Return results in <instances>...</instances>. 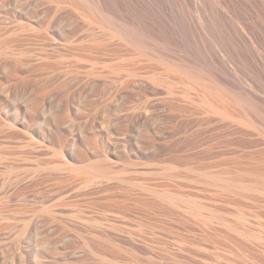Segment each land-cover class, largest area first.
Wrapping results in <instances>:
<instances>
[{
  "label": "rangeland",
  "instance_id": "obj_1",
  "mask_svg": "<svg viewBox=\"0 0 264 264\" xmlns=\"http://www.w3.org/2000/svg\"><path fill=\"white\" fill-rule=\"evenodd\" d=\"M17 1L0 0V264H264V137L205 114L179 75L116 49L68 5ZM109 1L138 38L195 49L264 98L262 70L217 13L227 56L189 0ZM159 74L176 84L153 83ZM249 185L263 193L236 188Z\"/></svg>",
  "mask_w": 264,
  "mask_h": 264
},
{
  "label": "bare ground",
  "instance_id": "obj_2",
  "mask_svg": "<svg viewBox=\"0 0 264 264\" xmlns=\"http://www.w3.org/2000/svg\"><path fill=\"white\" fill-rule=\"evenodd\" d=\"M54 1L56 3L53 2V0H52V2L55 3V5H57V4L59 5L57 7L60 8V6L62 5V3H64V4L68 5L70 8H73L76 11H78L80 13V15H82L91 24L98 25L99 28H101V29H103V31L107 32L106 33L107 35H104V36H107V39L110 37L111 43H112V41L113 42L117 41V43H119V45L121 46V47L118 46V45L116 46V42H115V44L113 43L114 44V47L115 46L116 47H119V49H121L122 47H124V48L121 49V50L124 49L122 51L123 53H124V51H127L128 48H126V46H125V45H127V47L129 46V48L132 47L134 49L133 53L136 52L138 55H140V57L141 56L142 57H145V60L147 59L146 57H149V58L155 59L159 63H162V65H164L163 67L165 68L164 71H167V72H170V73H175L176 75H179V76H177L178 77V82L179 83H182L181 85H183V84L186 85L187 86V89L189 88V90H192V89L194 90L193 92H195L194 94L197 95L198 103H197V101H193V102H195L196 105L199 104V106L201 107L200 109H204L207 112L205 114H209L210 113L209 115H211V116L212 115H215V116L219 117L222 120H226L227 122L230 121V123H233V125L236 124L235 126H237V124H238V126L241 125L243 129L244 128L245 129L246 128L247 129H251V131H253V133L257 132L256 134L259 133L260 137L261 136H262V138L264 137V98L259 93V91H258L259 89L257 90L256 85L255 84L254 85L252 84V83H256V81H255L256 79H253L255 82H253L251 80V82H252L251 84L252 85L250 87H246L243 84V81L241 82V80H239V78H236L237 77L236 75L233 76L234 73H231V71H227L226 70V71H224L225 73L219 72L217 70V68L213 65V63L211 61H209L210 60L209 58L206 57V60L208 59L207 62H204V60L203 61H200V60L198 61V58H199V55L200 54H198L199 52L197 53L195 51V49H194V53L198 54L197 55L198 58L197 57H193L194 56L193 55L194 53L192 51L191 52L193 54H191L190 56L193 55L192 56L193 58L190 57V56H188V55H186V53L184 54V51L180 50L179 48L170 47L169 45L165 44L166 42L164 43L163 41H160L161 36H160L158 42L148 41V40H145V39L138 38L132 32H130L127 28H125L122 24L119 23L120 20L118 21V19H117V18H119L118 17L119 14H117V12H116L118 9L116 10L117 7L116 6L114 7L113 4L110 3L109 0H54ZM179 1L180 0H178L177 2H179ZM184 1L185 2L183 4H185L187 0H184ZM189 1L192 4V7L193 8L201 11V14L204 17V19H203L204 21L203 22H200V26L199 27L201 28V32L205 36V38H207V34L210 35V37H212V36L215 37V35H217L220 32V31L218 32V30H221V28L218 29V27L222 25L223 26L222 29H224V31H222V33L224 34V32H226V35H227V36H225L226 38L224 37V39H227L228 38V40L229 39H230V41L232 40V42H231L232 44L230 42L228 44L233 45V43H234L235 46H233V47H234V49L236 48V50L239 48L238 49V52H239V50L240 51L243 50L244 51V54H242V55H245V52L246 53L249 52L251 55H245V56L246 57L247 56L253 57L252 58L253 61L251 59L250 62H253V64L255 65V67H258L259 69H261L262 72H263V76H264V0H189ZM189 1H188V3H189ZM21 2H22V0H21ZM21 2L19 1V3H21ZM25 2H26V0H25ZM25 2H24V4H25ZM138 2L142 6H145V7L149 4V1L148 0H138ZM177 2H175V3H177ZM181 2H183V1H181ZM167 3H166V5H167ZM46 4H48V2ZM172 4H174V2ZM51 6H52V4H51ZM167 6H170L169 3H168ZM61 13H62V11H61ZM69 13H70V11H69ZM214 13L215 14L217 13L218 14V17H220L219 19H221L220 21L222 22V24L220 23L221 25H219V26H218V23H219L218 21L219 20L217 19V17L215 18ZM58 14H57V16H58ZM55 15H56V12H55ZM77 15H78V13H77ZM68 16H70V15H68ZM120 18H121V16H120ZM161 18H163V19L157 21L160 24V28L162 27L163 29H165L167 26L171 25L170 24V21L169 22L167 21L168 19H165V17H160V19ZM56 19H58V18H56ZM84 20H82V21H84ZM87 21H86V23H87ZM56 22H58V20ZM79 22H81V21H79ZM182 24H183V21H182ZM88 31H89V28H88ZM189 32H190V30H189ZM93 35H95V34H93ZM203 35H202V37H203ZM155 36L157 37V38L155 37L156 38V41H157V39H158L159 36H158V34H156ZM90 37H91V35H90ZM189 37L191 38V36H189ZM216 37H220V35L219 36H216ZM216 37H215V40L217 39ZM98 38H101V36L99 37V34H98ZM221 38H222V36L220 37V41H222ZM103 39L104 38H102L101 40H103ZM163 40H165L164 37H163ZM193 40H195V39H193ZM193 40H192V43L194 42ZM228 40H226V41L228 42ZM220 41H219L218 45L221 43ZM223 41H225V40H223ZM223 41H222V43H223ZM89 43H91V42H89ZM195 44H197V43H195ZM223 44H226V43H223ZM228 44H226V45H221L220 44V46H219L220 47L219 48L220 50H222V51L224 50L225 51L223 53L226 56L228 54V50L226 48V46ZM112 45H111V47H112ZM229 46L230 45H228L227 47L229 48ZM112 48H111V50H112ZM115 48H113V49H115ZM229 51H230V48H229ZM111 52H113V51H111ZM116 52H118V51H116ZM214 52H216V51H214ZM235 53L237 54V52H235ZM114 54H116V53H113V55ZM123 55H122V57H123ZM219 55L223 57V58L220 57L219 59L220 60H223L224 61L223 62L224 64H225V62H228V63L230 62V61H226V58L227 57L225 55H221L220 53H219ZM242 55L240 53V57ZM130 56H132V54ZM224 56H225V58H224ZM237 56L239 57V55H237ZM245 56H244V58H245ZM200 58H201V56H200ZM241 58L244 59L243 56ZM241 58L238 59L239 62H240V59ZM233 59H236V58H233ZM249 59H250V57H249ZM220 60H219V62H220V65H221L222 64V61H220ZM148 61H150V60H148ZM201 62H203L202 64L205 63L207 67L206 66L204 67L201 64ZM127 64H129V63H127ZM224 64H223V66H225ZM118 65H117V67H118ZM254 65H251V66H254ZM246 66L247 65H245L244 68L247 69ZM108 67H110V66H108ZM129 67L132 68L133 66H130L129 65ZM122 68H123V66L121 67V69ZM148 69H150V68H147V70ZM259 69H257L258 70L257 72H261V71H259ZM134 71L136 73V70H134ZM113 72H116V71L113 70ZM118 72H120V71H118ZM131 72H132V74H128V75H133V71L132 70H130V73ZM158 72H159V70H158ZM163 72H161V73H163ZM226 72H229L232 75L231 74H227ZM154 73L158 74L157 72H154ZM154 73L152 72V74H154ZM250 73L253 74V72H250ZM165 74L167 75L168 73H165ZM133 76H135V75H133ZM147 76H149V75H147ZM170 76H171V74H170ZM173 76H175V75H173ZM167 77L168 76H166L164 78V76H160V74L159 75H153V76L150 77V80H152L153 83L155 82V83H158V84L159 83L160 84H163V82H165V83L167 82V84H169L168 85V88H170L169 87L170 85H171V88H172V86H174L173 83H175L174 82L175 80L173 81L172 84H170L169 83L170 80ZM147 79H149V78H147ZM175 79L177 80V78H175ZM263 81L261 80V83H264ZM257 82H259L260 86H263L264 85V84L261 85L260 81H258V80H257ZM256 84L258 85V83H256ZM184 85L182 87H184ZM166 88H167V86H166ZM260 90H261V88H260ZM188 92H190V91H188ZM187 95H185V97ZM191 95L192 94H190V98H191ZM196 95H195V97H196ZM262 95H263V93H262ZM186 98H188V97H186ZM193 99L194 98H192V100ZM194 100H196V99H194ZM193 102H192V104H193ZM198 109H199V107H198ZM243 126H245V127H243ZM254 130H256V131H254ZM263 141H264V139H263ZM62 167L63 168H68L67 170H70L69 167H68V164H67V166L66 165L65 166L62 165ZM71 167H72V165H71ZM72 168L71 169L74 170V167H72ZM57 169H58V167H57ZM72 170H70V171L72 172ZM89 173H91V175H93V176H91V178H92L98 172L91 171ZM95 178L96 177H94V179ZM92 180H90V178H89V180L87 179L85 181H88V182L90 181L92 183ZM95 181H96V179H95ZM249 186H246V187H249ZM262 186H263V184H262ZM262 186L260 185L261 188H262ZM241 187L244 190H251V191H253L254 188L256 187V185L253 186L254 188H252V186H250L248 189L247 188L245 189L244 188L245 186H240V187L237 186L236 188H239L240 190H242ZM257 187H256V192H258L259 189H260V188H257ZM226 188H228V186ZM262 190H264V187H263ZM262 190H261V192L263 193ZM157 196L159 198H161L162 200L166 201L167 203H169L170 205H174L176 203V200H178L177 199L178 197L177 198L175 196L173 197V195H164V194H162V195L159 194L158 195L157 194ZM179 199H182V198L180 197ZM179 202H180V200H179ZM192 202L190 204H192ZM182 203H183V201H182ZM182 203H180V205H182ZM185 204H186V202L184 203V205ZM190 204L188 203L189 206H191ZM195 204L196 203L193 202L192 206L195 205ZM198 204L199 203H197L196 207L198 206ZM176 205H178V204H175V207H176ZM177 207H179V205ZM189 208L190 207H188V210H189ZM195 208H194V210H191L190 209L192 211L191 213L194 214L193 216H196V214H197L196 217H199L198 214H202V212H205V211H203L204 208L199 207L198 210H197V208L195 210ZM200 208L202 209V211H199ZM196 211H197V213H196ZM250 236L253 237L251 234L249 235V237Z\"/></svg>",
  "mask_w": 264,
  "mask_h": 264
}]
</instances>
